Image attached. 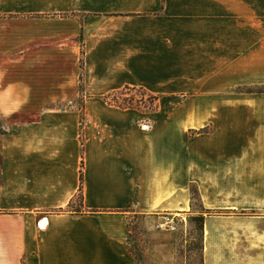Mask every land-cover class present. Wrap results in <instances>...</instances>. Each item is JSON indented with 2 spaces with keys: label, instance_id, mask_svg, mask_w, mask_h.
Wrapping results in <instances>:
<instances>
[{
  "label": "crops",
  "instance_id": "0c3cea01",
  "mask_svg": "<svg viewBox=\"0 0 264 264\" xmlns=\"http://www.w3.org/2000/svg\"><path fill=\"white\" fill-rule=\"evenodd\" d=\"M0 127V264H178L193 185L202 263L264 264V0H0Z\"/></svg>",
  "mask_w": 264,
  "mask_h": 264
},
{
  "label": "rangeland",
  "instance_id": "374dc122",
  "mask_svg": "<svg viewBox=\"0 0 264 264\" xmlns=\"http://www.w3.org/2000/svg\"><path fill=\"white\" fill-rule=\"evenodd\" d=\"M228 89H221L220 93L223 92V95ZM239 92L244 93V88H239ZM171 97H169L170 100ZM105 100H108L109 104H114V100H118L120 104L129 105L133 104L134 107H138L141 110L154 111L157 108V104L155 100H158V97L152 95L146 90L138 89L132 91H122V93H118L116 95H108L105 97ZM174 100H184V97L178 96L177 99ZM3 130L0 127V134H2ZM191 207L188 215L179 216L180 212H177L178 216L169 215V217L174 221L171 226H169V230H176L177 236L179 238V252H178V264H203L202 263V241H203V233L201 231L200 222L195 221V218H200L203 216V209L201 207L200 194L197 186H191ZM175 217L178 218L175 219ZM133 227L131 230L133 231L132 237L135 243L133 244V249L135 251L136 256L141 259V261L145 258V222L144 216L140 215L136 222L133 223ZM171 227H174L172 229Z\"/></svg>",
  "mask_w": 264,
  "mask_h": 264
},
{
  "label": "trees",
  "instance_id": "16d2710c",
  "mask_svg": "<svg viewBox=\"0 0 264 264\" xmlns=\"http://www.w3.org/2000/svg\"><path fill=\"white\" fill-rule=\"evenodd\" d=\"M132 91V90H138V89H131V88H125L124 90H122V91ZM122 91H119V92H117L116 93V95L118 94V93H122ZM108 101V100H107ZM118 101V100H117ZM116 100H114L113 102H114V104L113 105H116V106H118V107H121V108H128V109H131V108H135L134 107V105L133 104H129V105H123V104H120L119 102H117ZM80 192H82V187H81V190H80ZM79 200H80V202H81V200H82V194H80V196H79ZM195 221H199L200 222V229H201V231H202V233H203V225H204V217L202 216V217H200V218H195Z\"/></svg>",
  "mask_w": 264,
  "mask_h": 264
},
{
  "label": "built area",
  "instance_id": "2783aa9c",
  "mask_svg": "<svg viewBox=\"0 0 264 264\" xmlns=\"http://www.w3.org/2000/svg\"><path fill=\"white\" fill-rule=\"evenodd\" d=\"M172 223L174 224V221L170 217H167V218H165L164 223L163 224H160L158 226V228H160V229L167 228V227L171 226ZM171 228L174 229V227H171Z\"/></svg>",
  "mask_w": 264,
  "mask_h": 264
}]
</instances>
